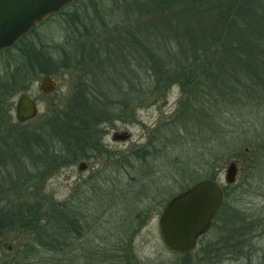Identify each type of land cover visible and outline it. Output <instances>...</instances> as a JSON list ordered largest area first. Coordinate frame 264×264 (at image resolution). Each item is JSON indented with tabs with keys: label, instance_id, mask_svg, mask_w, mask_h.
I'll return each instance as SVG.
<instances>
[{
	"label": "rangeland",
	"instance_id": "rangeland-1",
	"mask_svg": "<svg viewBox=\"0 0 264 264\" xmlns=\"http://www.w3.org/2000/svg\"><path fill=\"white\" fill-rule=\"evenodd\" d=\"M145 2L134 5L132 0H80L78 12L82 17L91 16V22L95 23L90 36L94 38L93 45L103 49L100 50L103 54L114 57V60L98 62V66L69 65L67 52L71 53L75 46L73 41L64 44L68 16L65 21L58 18L47 22L34 33L31 39L46 43L43 48L45 56L49 57L47 63L54 65V70L56 65L59 68L53 77L56 82L53 93L42 96L38 89L41 77L30 88V95L39 103V113L30 121V129L37 128L46 117L70 102L80 80L92 73L100 78L97 100L106 97L113 107L119 102L121 110L111 106L114 120L97 127L102 131L101 143L94 158L85 162L89 167L87 171H78L80 162L55 169L48 166L49 162L42 163L34 176L43 191L35 187L24 196H20L19 188L12 184L17 177L14 168H10L9 174L6 169L0 171V210H11L20 201L33 204L43 192L57 202H78L87 215L86 225L90 226L82 238L83 247L78 248L79 254L89 252L100 264H131L132 260L140 264H264V151L260 147L264 144V114L255 119L253 126V120L242 119L238 111L229 112L217 106L213 110L214 121L209 118L204 126L191 116L186 91L183 93L181 86L173 81L172 74H165V67H170L166 70L171 71L174 62L161 63L153 49V54L146 53L154 58H150L145 70L138 61L131 65L118 62L116 51L124 47L118 46L117 37L124 35L132 41L142 38L141 42L149 48L158 49L152 45L160 36L154 28L166 33V27L172 26L169 16L164 21V13ZM76 10L71 9L69 15ZM167 37L171 41L175 39ZM131 44L141 45L139 42ZM121 45L131 46L128 42ZM110 46L115 49L110 50ZM24 47L21 44L18 49ZM142 52L140 49L137 54ZM15 54L0 57V83L5 81L4 70L9 68L3 64L14 61L12 55ZM152 65L162 77L151 71L155 69L150 68ZM20 84L23 86L22 82ZM234 90H230L231 94L239 97ZM215 95L211 92L210 97ZM16 100L17 97L12 101L16 103ZM129 103L131 105H127ZM127 106L129 109H124ZM209 110L211 113V108ZM189 117L191 120L184 123ZM13 122L16 123L14 112ZM113 132H126L130 137L124 142H114ZM239 150L241 157L237 154ZM234 160L239 174L236 183L227 187L226 169ZM43 166L50 170L45 171ZM211 174L216 175L215 180L222 186L232 188L225 190L226 194L228 191L232 194L226 199L227 211L200 238L195 249L188 253L189 258L188 254H174L165 247L159 234L160 211L167 201L193 182L211 180L205 178ZM240 228L245 231L239 234L236 231ZM230 236L236 242H246L243 253L233 250L231 254L224 247ZM17 238L19 240L21 234L12 231L2 244L4 250L12 252ZM110 255L115 258L111 259ZM5 261L8 258L0 253V264Z\"/></svg>",
	"mask_w": 264,
	"mask_h": 264
},
{
	"label": "trees",
	"instance_id": "trees-1",
	"mask_svg": "<svg viewBox=\"0 0 264 264\" xmlns=\"http://www.w3.org/2000/svg\"><path fill=\"white\" fill-rule=\"evenodd\" d=\"M146 1V5L164 13V21L169 16L172 26L166 27V33L154 28L155 33L160 36L152 45L158 49L149 48L141 42L142 38L132 41L121 34L123 36L115 39L120 40V43L117 41L119 47H124L121 51H116L118 62L131 65L133 61H138L144 69L145 65H149L150 58H154L153 49L161 63L168 65L174 62L171 71L166 70L170 67H165V74H172L173 81L181 86L183 93L186 91L184 95H187L189 111L198 123L205 126L209 118H212L214 108L222 106L229 112L238 111L242 119L253 120L252 124L255 126V119L264 114V0ZM79 2L48 21L58 18L65 21L66 16L69 17L64 27L67 32L64 44L73 41L75 46L71 53L67 52L69 65L83 67L87 63L89 66H98V62L114 60V57L100 51L103 49H97L93 45L94 38L90 36L95 23L91 22V16H81L78 12ZM132 2L136 5L142 0ZM71 9H77L72 16L69 15ZM36 31L21 39L13 49L0 54V57H6L17 53L12 56L13 64L19 66L16 73L19 78L15 81L20 82L11 85V95L28 91V87L20 84L23 69H34L36 81L42 75L54 77L59 68L56 65L57 69L54 70V65L47 63L49 57L45 56L43 48L46 43L40 39H31ZM167 36L175 39L168 40ZM122 42H128L130 48L121 45ZM131 42H139L141 45L134 46ZM150 42L152 43L151 40ZM21 44L25 47L18 49ZM109 48L115 49L113 46ZM140 49L143 52L137 54ZM58 50L61 51V48L58 47ZM147 52L152 54L146 56ZM62 67L66 65L62 64ZM151 67L155 68L153 65ZM151 71L155 75L158 73L157 68ZM158 74L162 77V74ZM99 80L94 73L81 79L72 100L33 129H30V124H8L10 103L7 92L0 88V171L6 169V174H9L10 168H14L17 177L12 184L19 188L20 196L31 192L35 187H40L43 191L42 184L36 183L34 176L42 163L49 162L48 166L55 169L60 165L70 166L94 158L102 136V131H98L97 127L114 120V114L110 112L111 102L106 97L101 100L96 98V92L100 88ZM153 88L156 87L153 85ZM233 88L239 97L231 94L230 90ZM211 92L216 93L214 98L210 97ZM114 104L121 105L119 102ZM189 118L184 123L190 121L191 117ZM260 147L264 151V144ZM237 154L242 156L240 150ZM48 166L42 168L50 170ZM205 178L215 180L216 175L211 174ZM193 184L195 182L190 186ZM227 189L230 191L232 188L225 190ZM229 191L226 194L227 200L232 195ZM43 194L33 204L30 201H20L11 210H0V253L8 258L3 264H100L97 257L89 252L79 254L78 248L81 245L83 247L82 238L90 230V226L86 225L87 215L80 209V204L57 202L45 192ZM227 208L226 201L217 220ZM12 231L18 235L20 233L21 238L15 240L12 252H7L2 244L8 240ZM242 231L245 228L236 232ZM232 238L233 236L227 237L224 247L231 254L233 250L238 254L243 253L246 242H236ZM190 256L191 254L186 255L188 258ZM110 258L115 257L110 255ZM131 264L140 262L132 260Z\"/></svg>",
	"mask_w": 264,
	"mask_h": 264
},
{
	"label": "water",
	"instance_id": "water-1",
	"mask_svg": "<svg viewBox=\"0 0 264 264\" xmlns=\"http://www.w3.org/2000/svg\"><path fill=\"white\" fill-rule=\"evenodd\" d=\"M77 1L0 0V52L13 48L23 37ZM38 89L42 95H50L56 89V82L44 76ZM38 113L35 101L27 94L20 96L16 108L18 122L32 121ZM129 137L128 133H115L113 141L124 142ZM87 168V164L81 163L78 171L83 172ZM238 174V164L232 161L226 169V186L234 185ZM224 187L217 180H203L164 205L159 214L158 229L162 242L170 252L184 255L195 249L199 239L212 228L225 203Z\"/></svg>",
	"mask_w": 264,
	"mask_h": 264
},
{
	"label": "flooded vegetation",
	"instance_id": "flooded-vegetation-1",
	"mask_svg": "<svg viewBox=\"0 0 264 264\" xmlns=\"http://www.w3.org/2000/svg\"><path fill=\"white\" fill-rule=\"evenodd\" d=\"M7 51H9V50H7ZM7 51H3L0 54L5 53ZM12 62L13 61H11L10 64H3V65H7L9 68L7 70H4L5 71V74H6V78L4 79L5 80L4 82L1 81L0 88H3L4 91L7 92L8 99H9V103H10L9 112H8V116H9L8 124H14V122H13V112H14V117H15V120H16V123L15 124L26 125V124H29L30 121L27 122V123H20V122H18V120L16 118V108H17V102H18L20 96H22L23 94H27L30 97V99H32L33 101H35L37 103V107H38V110H39L38 100H36L35 98H33L30 95V93H29L30 92V88H32L34 86V84H35V81H34V69L30 68L27 71H26V69H23L22 74H20L21 81L24 84L23 86L24 87H28V91L27 92H21V93L18 92L16 95L13 93V95H11L12 94V89H13L12 86H14L13 85L14 83H17L18 82V81H15V80H17L19 78V76L17 77V74H16L19 66L18 65H14ZM42 77H44V76L42 75L41 78ZM47 77H50V76H47ZM41 78H40V80H41ZM51 78L53 79V77H51ZM2 83H4V84H2ZM16 88H18V85H16ZM16 97H17V100H16V103H15L12 100L15 99ZM106 100H108V99H106ZM111 108L112 109L114 108L116 110H121V106L120 105H117V104H114V107L112 106ZM124 109H129V106L124 107ZM115 133L116 132H113V135ZM124 133H126V132H124ZM112 141H113V136H112ZM103 147L106 148L104 145H103ZM85 162H87V161L83 160V161L80 162V164L81 163H85Z\"/></svg>",
	"mask_w": 264,
	"mask_h": 264
}]
</instances>
